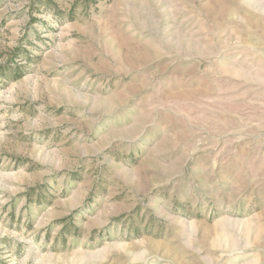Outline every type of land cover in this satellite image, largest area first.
<instances>
[{
	"label": "rangeland",
	"instance_id": "rangeland-1",
	"mask_svg": "<svg viewBox=\"0 0 264 264\" xmlns=\"http://www.w3.org/2000/svg\"><path fill=\"white\" fill-rule=\"evenodd\" d=\"M0 264H264V0H0Z\"/></svg>",
	"mask_w": 264,
	"mask_h": 264
}]
</instances>
